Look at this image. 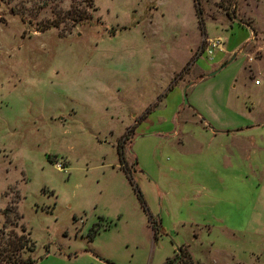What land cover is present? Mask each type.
I'll return each mask as SVG.
<instances>
[{
  "label": "rangeland",
  "instance_id": "1",
  "mask_svg": "<svg viewBox=\"0 0 264 264\" xmlns=\"http://www.w3.org/2000/svg\"><path fill=\"white\" fill-rule=\"evenodd\" d=\"M22 230L35 264H264V0H0Z\"/></svg>",
  "mask_w": 264,
  "mask_h": 264
},
{
  "label": "trees",
  "instance_id": "2",
  "mask_svg": "<svg viewBox=\"0 0 264 264\" xmlns=\"http://www.w3.org/2000/svg\"><path fill=\"white\" fill-rule=\"evenodd\" d=\"M197 2V0H194ZM123 160V155H121ZM1 233V232H0ZM4 237L0 234V264H35L36 261L29 256L25 260L21 259V252L24 250L30 253L35 252L34 243L30 240V235L26 234V231L22 230V234L18 235L13 232L9 236V241L3 243ZM182 260L180 256H176L173 259L167 261L165 264H181Z\"/></svg>",
  "mask_w": 264,
  "mask_h": 264
},
{
  "label": "built area",
  "instance_id": "3",
  "mask_svg": "<svg viewBox=\"0 0 264 264\" xmlns=\"http://www.w3.org/2000/svg\"><path fill=\"white\" fill-rule=\"evenodd\" d=\"M223 47V43L220 39H214L210 40L207 44V49H206V55L207 57H212L214 56L217 52H219ZM259 82H257V85ZM59 169H62V165H59Z\"/></svg>",
  "mask_w": 264,
  "mask_h": 264
},
{
  "label": "water",
  "instance_id": "4",
  "mask_svg": "<svg viewBox=\"0 0 264 264\" xmlns=\"http://www.w3.org/2000/svg\"><path fill=\"white\" fill-rule=\"evenodd\" d=\"M218 71L214 72L213 74H211L212 76L215 75ZM189 105V102L187 100V98L185 97V100H184V106H188Z\"/></svg>",
  "mask_w": 264,
  "mask_h": 264
},
{
  "label": "crops",
  "instance_id": "5",
  "mask_svg": "<svg viewBox=\"0 0 264 264\" xmlns=\"http://www.w3.org/2000/svg\"><path fill=\"white\" fill-rule=\"evenodd\" d=\"M94 264H97V262H94Z\"/></svg>",
  "mask_w": 264,
  "mask_h": 264
}]
</instances>
